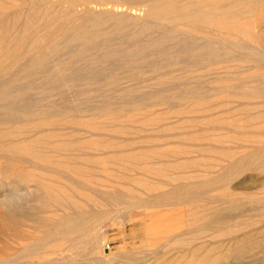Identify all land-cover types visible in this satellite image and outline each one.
I'll list each match as a JSON object with an SVG mask.
<instances>
[{"label":"rangeland","instance_id":"obj_1","mask_svg":"<svg viewBox=\"0 0 264 264\" xmlns=\"http://www.w3.org/2000/svg\"><path fill=\"white\" fill-rule=\"evenodd\" d=\"M13 1L0 0L2 4L13 5L12 8L0 13V23H4L3 27H0V36L3 35L9 40L13 36H23L20 32L26 19L40 14L41 22H46L51 20L53 15L65 12V7L68 6L62 0L14 1L18 3ZM93 1L82 0L76 4L77 7L75 9L78 12L86 9L87 6L93 5L95 2ZM104 2L116 3L117 1L106 0ZM151 2L152 0H118L117 3L126 7L133 6L145 10ZM44 6L46 7L44 8ZM51 13L52 15H50ZM79 16L67 15L68 18L66 17L63 20L65 24L67 23L66 25L78 28L82 24L81 22L88 20L86 17L81 18ZM81 28H83V25ZM32 30L33 27H28L24 34L28 36L32 33ZM84 30L88 32L90 29ZM183 30V28L179 30V26L170 22L158 23L146 29L127 24L122 27L114 26L113 24L104 25L96 33L95 46L89 48L80 56H71L78 48L77 42H70L64 45L63 39L58 37L55 40V43L59 44L58 49L47 51L42 59L41 66L33 65L28 68H25V64L34 54L32 52L26 53L27 46L20 44L17 48L21 46V50L25 54H21L13 65L10 61H7L6 69L0 71V86L6 84L7 91L12 95L7 101H0V119L10 116L11 110L8 106L15 108L17 112L20 109H25L29 113V119L34 120L30 125H26L27 128L31 126L30 128L34 127L31 130L55 128L63 132L75 131L79 135L65 136V139L78 140L79 136L81 139L88 134L84 133L86 128L66 123L64 121L66 117L62 116L63 113L70 114L71 118L75 119H79V116L80 118H89L90 116L93 117L94 113L104 107L119 109L131 102H138L146 106V111L144 109L140 114L166 115L165 117L168 118V121L163 120L156 123L157 125L143 127L141 131L129 136L110 135L94 131L93 135L105 139L115 138V140L118 139L117 141L127 139V141L135 143L133 145L135 148L145 149L152 145V147L155 146L160 149H173L175 146L189 145V142L182 140L184 139V133L190 130H203L207 126L209 118L240 114L242 111L239 110L237 112V109H235L237 106L248 105L250 107L248 110L253 113L264 111V105H261L260 102L261 99H246L240 96H233L222 98L223 101L226 100L227 104L229 103L226 108L225 106H220L215 109L208 108L207 111L206 108L202 112L203 114L174 113L177 109L183 108V104H186V102L180 100L181 94L192 95L194 98L198 95H205L211 100H217L216 90L225 83H220V78L226 72L225 66L227 70L229 69V72L225 74L229 76L230 82L227 81L228 85H237L249 79L248 75L244 73V69L249 67L248 63L241 64L229 61L206 66L203 55L205 47L204 33L197 35L190 32L186 33ZM165 32H169L166 38H164ZM45 33L46 31H43L41 34L44 35ZM152 41H157L158 44H155L156 46L150 45L149 43ZM186 41L188 42L186 43ZM12 45L13 41L7 42V53H10ZM200 46H202L201 49ZM187 49L192 52L184 53L178 58L167 57L172 52ZM235 57V52H231L226 56L228 60ZM158 98L163 101L157 102ZM150 110L152 111L150 112ZM147 111L149 112L147 113ZM45 115H53L54 119L62 121H59L56 125L41 124L44 120L40 121L37 118ZM193 118H197L199 121L189 125L187 122ZM98 121H102V119ZM9 124L1 123L0 130L12 127L16 129L21 125L18 123ZM12 139L16 140L17 138ZM204 146L209 147L212 144L209 141L198 142L193 146L198 153L193 152L190 155H181L177 159L208 157L207 153L200 151ZM117 150V148L112 149V151ZM242 153L241 151L239 154L241 155ZM93 157L95 158L94 155ZM246 161V156H243L242 163ZM115 171L118 174L112 172L114 175H135L134 172ZM225 172L222 164L215 165L209 170L195 168L190 171L189 169L185 172H180V178L177 181L169 184L165 183L164 186L155 188L157 190H150L151 192H148V189L133 186L136 191L132 188L134 196H131V199L127 196L131 193L125 187L121 188L118 185L121 179L116 177L114 179V176L106 179L108 176L105 174L96 173V178L99 177L100 179L95 178L96 183L91 187V193L80 196L79 199L84 201V203L86 202L89 212L91 211L92 214L94 213L100 217L99 227L104 229V234L101 236L102 239H99V244L102 254L106 255V258L109 257L111 259L108 262L100 263L95 260L99 254L95 253L94 250H89L88 246L85 249L86 245L80 243L81 234L76 235L75 233L71 237L75 243L74 246L73 244L71 246V241L69 240L58 241L59 245L55 247L56 241H52L54 237L48 239V245L43 244L42 240L49 229L61 223V219L65 214L72 213L73 209L65 210L58 203L49 201L46 195L34 186L35 177L39 174V171L31 170L27 163L24 164V162L11 161L6 159V157H0V197L25 186L32 193L31 201L23 211L0 208V264H163L167 261H170V264H177L176 260L182 254L181 249L184 246L190 248L209 245L217 247L215 252H218L222 250L221 246H227L237 235L245 232L256 235L257 238L259 236V242L256 247L241 253L231 252L228 257L217 264H264V220L261 217V215L264 216V170L254 166L244 170V172H238L236 176L230 179L229 185L234 184L233 186H237L239 192L247 190L252 193L249 200L246 199L247 197L243 193H236L234 198L223 197V191L219 188L214 190V187L197 192L189 191L188 195L194 197L189 205L178 203L175 200H164L158 203L155 199L159 195L170 191L173 185L178 186L182 182L187 181L189 176L191 177L190 181L199 182L203 178L212 177L211 179H216ZM154 177H149L152 179L149 180L155 181L156 178ZM261 178H263V181H260ZM161 179L159 178L161 182H168L165 178ZM246 180L247 183L244 184L243 182ZM241 181L243 182L240 183ZM111 182L113 184H110ZM97 183H99L98 187L96 186ZM100 183L106 184V186L102 187ZM136 200L140 201L139 204H136ZM141 201L143 202L142 204ZM130 202L132 204L135 202L134 204L136 205H128ZM190 211L198 213L202 218L204 216L206 219L219 217L222 220L209 222V229L197 231L196 224L191 225L187 222L185 215ZM181 216H185L184 219H186L181 225L168 226L169 229L174 230V233L167 236L161 234V230L158 227L159 222L163 221L166 224L170 219L176 220ZM152 223L155 225V230L152 233L143 231L144 228H147L146 226ZM219 226L230 227L232 231L221 235L214 231Z\"/></svg>","mask_w":264,"mask_h":264},{"label":"bare ground","instance_id":"obj_2","mask_svg":"<svg viewBox=\"0 0 264 264\" xmlns=\"http://www.w3.org/2000/svg\"><path fill=\"white\" fill-rule=\"evenodd\" d=\"M62 1L66 2L68 5L65 7L66 10L64 9L65 12H60V14L56 13L57 15H53L51 20L41 22L40 14L36 15V17L26 19L20 32L23 36H13L10 40L6 39L3 35L0 36V71L6 69L7 61H10L13 65L19 56L25 54V52H32L34 54L25 64V68L33 65L41 66L42 59L46 52L58 49L59 44L55 43V40L58 37L63 39L64 45L70 42H77L78 48L71 54V56L78 57L89 48L95 46L94 41L95 36L97 35L96 33L99 28L104 25L113 24L114 26L122 27L127 24L135 27H144L146 29L147 27H151L158 23L170 22L179 26V30L183 28V31L186 33L190 32L197 35L204 33L205 47L203 55L206 66L218 62L227 63L229 61L249 64V67H247L248 65L246 66L247 68L244 67V73L245 75H248V80L238 83L237 85H228L227 81H229V76L225 74L229 72V69L227 70L224 65L226 72H224V76L220 78V83H225L222 87L216 90L217 100H211L205 95H198L194 98L192 95L181 94L180 100L186 102V104H183L184 107L177 109L174 113L196 114L204 112V109L206 108V111L208 108L215 109L220 106H225L226 108L229 103L227 104L225 102L226 100L223 101L222 98L233 96H240L246 99H261V105H264V0H152L148 8L146 7L147 5L145 6L147 8L145 10L133 6L126 7L123 4L117 3L118 0H116V3H106L104 2L106 0H94L95 2L93 1V5L87 6L86 9H82L79 11L80 13L75 8L77 7L76 4L82 0ZM12 7L13 5L0 3V13ZM45 7L46 6H44V8ZM50 15H52V13ZM67 15H80L79 17H86L88 20L81 22L82 24H80L78 28H74L73 26L66 25L67 23L65 24L64 20ZM3 24L4 23H0V27H3ZM82 25L83 28L80 29ZM28 27H33V30L32 33L27 36L24 33ZM84 29L90 30L85 32ZM43 31H46L44 35L41 34ZM168 33L169 32L164 33V38L168 36ZM11 41H13V45L10 53H7L6 48L8 46L6 45L7 42ZM187 42L188 41H186V43ZM20 44H25L27 46V51H22L21 46L17 48ZM149 44L155 45L158 44V42L152 41ZM201 47L202 46H200V49ZM189 51L188 49L184 51L178 50L170 53L167 57L178 58ZM231 52H235L236 57L228 60L226 56ZM230 70H232V68H230ZM11 96L12 95L7 91L6 84L0 86L1 102L7 101ZM161 101L163 100L158 98L157 102ZM145 107L146 106L142 103L131 102L119 109L104 107L94 113L93 117L80 118L79 116V119L71 118L72 116L70 114L63 113L62 116L66 117L64 119L66 123L82 126V128H86L84 133H88L81 139L79 136L78 140H68L65 139V136L79 135V133L75 131L63 132L62 130L55 128L31 130L34 127H26V125L28 126L31 122H34V120L32 121L29 119V113L25 109H20L17 112L15 108L8 106L11 110L10 116L0 119V122L5 124L11 123V125L18 123L21 125L16 129L12 127L0 130V157H6V159L11 161L24 162V164L27 163L31 170L39 171V174L35 177L34 186L42 191L49 201L58 203L65 210L70 208L73 209L72 213L65 214L61 219V223L56 224L49 229L47 235H45L42 240L44 245H48V239L54 237L52 241H56L57 244H54L55 247L59 245L58 241L62 242L69 240L71 241V246L72 244L74 246L75 243L72 241L71 237H73L75 233L76 235L81 234L80 243L86 245L85 249H87L88 246L89 250H94L95 253L99 254L95 258L96 262L103 263L108 262L109 259H111L107 257V260L105 257L106 255L104 256L102 254L99 244V239H102L101 236L104 234V229L99 227L100 217L94 213L92 214L91 211L89 212L87 210L86 202L84 203V201L79 199L80 196H85L91 193V187L96 183V173L105 174L108 176L106 179H109L110 176H114V179L115 177L121 179L120 183L118 181L116 182L119 183L118 185L121 188L125 187V189L131 193L127 195L131 199V196H134L132 194L133 189L135 190L133 186L141 187L146 190L148 189L149 192L152 189L164 186L165 183L169 184L177 181L180 178V172H185L189 169L191 171L195 168L209 170L215 165L222 164V167L225 168L226 172L218 178H203L202 181L193 182L189 180L191 178L189 176L187 181L182 182L178 186L172 184L173 186L170 191L163 195H157L158 197L155 198L156 201L159 203L164 200H175L178 203L189 205L190 202H192V198H194L188 195L189 191L197 192L213 187L214 190L215 188L221 189V191H223V197L229 196V198H234L236 193H243L245 197H247L246 199L249 200L252 193L247 190L239 192L237 186H233L234 184L231 186L229 185V181L232 177L236 176L238 172H244V170H248L254 166L264 170V111L253 113L248 110V108H250L248 105L237 106L235 109H237V112L239 110L242 111L240 114L209 118L210 120L203 130L191 131L189 129L190 131L184 133V139L182 140L189 142V145H179L173 147V149H160L155 146L152 147V145L145 149L135 148L133 146L135 143L133 141H127V139H124V141H117L118 139L115 140V138L105 139L93 135L94 131L108 133L110 135L129 136L141 131V128L143 127L157 125L156 123L168 119L165 117L166 115L163 116L161 114H140L144 109L146 111ZM151 111L152 110H150V112ZM148 112L149 111H147V113ZM97 118L102 119V121H98L99 119L96 120ZM37 119H40V121L44 120L41 124L49 123V125H56L59 121H62L60 119L57 121L53 118V115H45ZM198 121L197 118H193L187 123L192 125ZM12 138L17 139L14 140ZM202 141H209L212 144V146H204V148L200 149V151L205 154L207 153L209 155L208 157L200 156V158L192 157L185 160L177 159V157L181 155H190L193 152L198 153L197 149L193 148V146ZM113 148H117L118 150L112 151ZM241 151L243 152V155L239 154ZM92 152L94 153L92 154ZM243 156H246L247 158L245 163H242ZM214 163L215 165H213ZM115 170H123L126 173L134 172L135 175H114L112 172L118 174ZM151 176H155L154 178H156V180L151 181L152 179L149 178ZM97 178L100 179L99 177ZM159 178H165L168 182H161ZM262 179L263 178H261L260 181ZM242 182L243 181L240 183ZM243 183H247V180ZM98 184L99 183L96 185L97 187ZM110 184L113 183L111 182ZM100 186L104 187L106 184L100 183ZM3 196L5 195H2L1 197ZM139 202L137 201L136 204H139ZM134 203L132 204L130 202L128 205H136ZM142 203L143 202L141 201V204ZM185 216L188 224L197 225V231L203 229L207 230L210 228V223L222 220L219 217L206 219L204 216L202 218L194 211H190ZM185 216H181L176 220L170 219L171 221L169 220L166 224L163 221L159 222L158 227L161 230V234L167 236L174 233V230L169 229L168 226L174 227L176 225H181L183 221L186 220L184 219ZM261 217L264 220V216L261 215ZM154 226L155 225L152 223L146 226L147 228H144L143 231L146 233H152L155 230ZM214 231L223 235L231 233L232 229L230 227L219 226L218 229ZM258 242L259 236L257 238L256 235L245 232L237 235L227 246H221L222 250L218 252H215L217 247H211L209 245L190 248L184 246L181 249L182 254L177 258L176 263L217 264L220 263L222 259L228 257L231 252L241 253L253 249ZM54 245H52V247H54ZM163 264H170V261L164 262Z\"/></svg>","mask_w":264,"mask_h":264},{"label":"clouds","instance_id":"obj_3","mask_svg":"<svg viewBox=\"0 0 264 264\" xmlns=\"http://www.w3.org/2000/svg\"><path fill=\"white\" fill-rule=\"evenodd\" d=\"M32 193L27 186L0 197V208L4 210L23 211L30 203Z\"/></svg>","mask_w":264,"mask_h":264}]
</instances>
